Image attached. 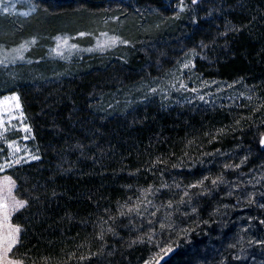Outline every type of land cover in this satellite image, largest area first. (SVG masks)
<instances>
[{"label": "trees", "instance_id": "obj_1", "mask_svg": "<svg viewBox=\"0 0 264 264\" xmlns=\"http://www.w3.org/2000/svg\"><path fill=\"white\" fill-rule=\"evenodd\" d=\"M104 3L54 0L46 14L13 27L53 33L74 10ZM198 8L184 38L205 45L200 74L234 87L221 102L155 100L125 113L97 111L100 95L144 76L146 60L137 57L60 78L26 77L0 91L19 93L39 152L8 171L26 201L13 216L21 235L12 257L22 264L161 257L160 264H264V0H202Z\"/></svg>", "mask_w": 264, "mask_h": 264}, {"label": "rangeland", "instance_id": "obj_2", "mask_svg": "<svg viewBox=\"0 0 264 264\" xmlns=\"http://www.w3.org/2000/svg\"><path fill=\"white\" fill-rule=\"evenodd\" d=\"M53 2L0 0V91L13 89L17 81L26 77L60 78L134 57L146 60L140 69L144 76L100 95L96 101L100 113H125L155 100L169 106L210 104L223 101L234 90L229 82L200 74L196 59L205 57V45L185 42L188 27L196 25L202 0H164L162 7H140L136 0H105L95 10H74L69 19L58 22L53 33L38 27L16 32L15 28H22L35 14H46V5ZM165 44L170 47L166 51ZM171 46L175 51L168 53ZM151 65L155 67L153 71L148 70ZM38 158L20 95L7 91L0 95V264H22L11 256L21 235L13 216L23 208L17 205L22 202L25 206L26 201L16 194V181L8 171ZM13 238L16 242L4 259V248ZM167 249L165 246L162 253L166 254ZM161 260L162 257L147 264H160Z\"/></svg>", "mask_w": 264, "mask_h": 264}, {"label": "snow or ice", "instance_id": "obj_3", "mask_svg": "<svg viewBox=\"0 0 264 264\" xmlns=\"http://www.w3.org/2000/svg\"><path fill=\"white\" fill-rule=\"evenodd\" d=\"M18 207H24V204L21 202L17 205ZM16 232H19V229H15ZM16 241L15 239L13 238V240L11 241L10 244H8L7 247L4 248V252H3V258L4 259H7V253L11 251L12 249V244H14ZM9 264H12L11 261H9Z\"/></svg>", "mask_w": 264, "mask_h": 264}, {"label": "water", "instance_id": "obj_4", "mask_svg": "<svg viewBox=\"0 0 264 264\" xmlns=\"http://www.w3.org/2000/svg\"><path fill=\"white\" fill-rule=\"evenodd\" d=\"M262 146L264 147V136H263V138H262Z\"/></svg>", "mask_w": 264, "mask_h": 264}, {"label": "bare ground", "instance_id": "obj_5", "mask_svg": "<svg viewBox=\"0 0 264 264\" xmlns=\"http://www.w3.org/2000/svg\"><path fill=\"white\" fill-rule=\"evenodd\" d=\"M263 136H264V134H263ZM263 136H262V138H263Z\"/></svg>", "mask_w": 264, "mask_h": 264}]
</instances>
